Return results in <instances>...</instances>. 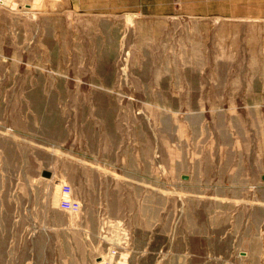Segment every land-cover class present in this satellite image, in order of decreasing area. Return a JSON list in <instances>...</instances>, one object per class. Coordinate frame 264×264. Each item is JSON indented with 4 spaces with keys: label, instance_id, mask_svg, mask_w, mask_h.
Returning a JSON list of instances; mask_svg holds the SVG:
<instances>
[{
    "label": "rangeland",
    "instance_id": "374dc122",
    "mask_svg": "<svg viewBox=\"0 0 264 264\" xmlns=\"http://www.w3.org/2000/svg\"><path fill=\"white\" fill-rule=\"evenodd\" d=\"M62 182L78 214L59 208ZM251 206L264 207L259 21L185 16L177 0L0 4V264H99L111 249L112 264H179L209 212Z\"/></svg>",
    "mask_w": 264,
    "mask_h": 264
},
{
    "label": "crops",
    "instance_id": "0c3cea01",
    "mask_svg": "<svg viewBox=\"0 0 264 264\" xmlns=\"http://www.w3.org/2000/svg\"><path fill=\"white\" fill-rule=\"evenodd\" d=\"M177 1L185 16L235 19L240 22L259 21L264 28V0ZM78 155L77 152L73 153L69 149V158L77 160ZM139 166V160L136 158L134 161L133 154L131 159L127 158L124 161L122 175L131 186V197H134V186L138 194ZM194 209L200 210L199 207ZM256 209H260V216L255 214ZM209 213L211 216L205 223L206 235L190 233L186 239L181 240L179 264H264V207H236L226 211L214 209ZM220 215L226 223L225 228L218 232ZM192 238H195L194 241ZM220 242L223 243L222 248L215 245ZM167 261V254L156 255L153 264H166ZM87 263L91 264V261ZM124 264H128L127 259Z\"/></svg>",
    "mask_w": 264,
    "mask_h": 264
},
{
    "label": "built area",
    "instance_id": "2783aa9c",
    "mask_svg": "<svg viewBox=\"0 0 264 264\" xmlns=\"http://www.w3.org/2000/svg\"><path fill=\"white\" fill-rule=\"evenodd\" d=\"M4 0H0V4H3ZM59 208L71 213L78 214L81 211L80 201L74 197L70 184L62 182L60 184V196H59ZM115 254V249L107 251L105 255L100 256L98 260L99 264H112L110 257ZM98 259V258H97Z\"/></svg>",
    "mask_w": 264,
    "mask_h": 264
},
{
    "label": "water",
    "instance_id": "95a60500",
    "mask_svg": "<svg viewBox=\"0 0 264 264\" xmlns=\"http://www.w3.org/2000/svg\"><path fill=\"white\" fill-rule=\"evenodd\" d=\"M44 175L45 176H49V172L48 171H44ZM100 259V258H99Z\"/></svg>",
    "mask_w": 264,
    "mask_h": 264
}]
</instances>
